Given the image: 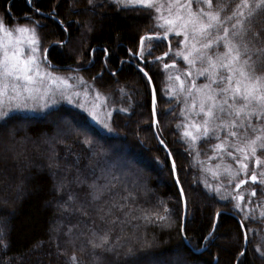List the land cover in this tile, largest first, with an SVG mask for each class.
Instances as JSON below:
<instances>
[{"label":"trees","instance_id":"trees-1","mask_svg":"<svg viewBox=\"0 0 264 264\" xmlns=\"http://www.w3.org/2000/svg\"><path fill=\"white\" fill-rule=\"evenodd\" d=\"M95 2L93 8L88 0H34L32 5L26 0H0V18L10 27L35 26L43 50L55 43L48 50L51 64L78 70L51 69L80 73L96 92L114 97L117 103L111 111L112 133L100 131L83 112L66 104L41 116L11 114L6 122L0 121V228L7 234V246H0V264H72V256L77 258V264H264V256L257 251H264V187L255 185L257 194L246 193L243 210L237 211L236 201L229 196L236 195L237 190L229 187L226 191L225 178L220 195L205 187V180L217 184L197 162L205 161L203 167L212 169L208 156L213 153L207 142L193 146L201 153L196 156L195 151L189 154L181 139L182 128H177L183 119L179 115L181 104L169 102L164 91L168 81L163 64L171 63L173 57L170 53L164 60L155 59L164 56L169 42L175 44L177 38L171 36L154 41L152 55L145 53L143 63L137 64L155 85L158 134L173 155L177 177L188 200L186 243L180 191L168 154L153 129L150 85L138 68L124 63L130 54L139 51L140 38L152 33V12L118 6L112 0ZM39 13L53 15L58 21ZM64 41L67 43L61 47ZM180 62L177 60V66L182 68ZM121 108L126 111L121 112ZM85 137L92 141L91 149L82 142ZM53 149L59 154L57 160L62 168L79 155V167L88 182L99 179L103 184L110 180L116 185L114 192L135 197L125 201L129 211H135L123 231L117 227L112 233L110 242L116 244L112 252L93 251L88 243L92 238L89 229L99 234L106 227L92 209L90 216L62 210L69 191L83 200L85 189L73 183L63 194L57 192L64 172L48 167ZM225 158L224 162H230ZM89 161L94 173L88 168ZM101 170L107 180L100 179ZM74 176V171L69 172L68 180ZM221 195L229 199H221ZM217 213L221 215L217 217ZM158 214L167 219L160 221ZM145 215L152 222L145 220ZM216 217V231L212 232ZM241 223L248 238L243 256ZM129 247L135 256L126 255Z\"/></svg>","mask_w":264,"mask_h":264},{"label":"snow or ice","instance_id":"snow-or-ice-1","mask_svg":"<svg viewBox=\"0 0 264 264\" xmlns=\"http://www.w3.org/2000/svg\"><path fill=\"white\" fill-rule=\"evenodd\" d=\"M112 2L125 8L138 6L152 12L153 31L140 38L139 51L134 54L141 59H145L146 42L147 54L152 55L154 41L168 40L170 35L182 37L177 41L175 50L169 42L168 51L164 56L155 58L164 60L170 53L175 57L171 63L163 64L165 70L176 69L167 75L165 95L169 102L174 100L182 105L179 115L183 119L177 124V128L183 129L181 139L187 145L189 154L195 151L196 156L201 155L193 146L200 141L207 142L213 153L208 156V160L219 158L220 163H217L213 170L203 167L205 161H197L202 166L201 170L210 171L212 177L217 180L221 175L225 176L229 185L236 181L237 194L229 196L232 201H236L234 208L242 211L244 195L239 192L240 188L249 180L252 184L264 185V0H112ZM26 3L32 5L34 0H26ZM88 4L96 7L95 0H88ZM257 24L262 26L257 28ZM13 31L21 36L28 34L27 55L24 54L22 46L24 41L13 36ZM0 32H6L8 36L7 42L0 40V121L6 122L14 111H46L51 106L49 100L55 104L54 98L57 93L65 96L67 90L72 88L69 84L71 78L54 75L48 70L50 64L44 66V62L47 61L46 49L43 50V59L37 56V53L41 52V40L35 26L17 25L14 30H9L3 18H0ZM66 43L67 41H64L60 46L63 47ZM179 59L187 65L186 69L177 67ZM139 71L151 84L148 72L142 67ZM77 79L80 84L86 83L82 78ZM201 80L202 82L197 83ZM73 95L80 97L79 92H74ZM67 98L71 103V96ZM106 99L102 93L97 92L94 100L101 103H78L77 107L111 131L108 122L111 112L106 113L105 119L101 120L97 111ZM152 105L155 126L159 121L156 119L157 100L154 88ZM120 111L124 112L126 109L121 108ZM170 111L175 115L174 108ZM82 142L91 149V140L85 137ZM160 143L163 144L162 139ZM68 151L71 153L70 146ZM58 155L53 149L48 156V167L64 172L61 182L56 186L57 192L63 194L69 184L73 183L78 188L85 189L83 200L76 193L69 191L67 200L61 205L62 210L90 216L89 209H92L106 227L99 234L89 229L92 238L88 243L93 251L112 252L116 247V244L110 242L112 233L117 227L123 231L124 225L130 222L135 211V209L129 211L130 205L125 201L130 198L134 200L135 197L131 193L121 196L114 192L116 185L107 180L103 170L100 179L107 180L106 183L101 184L99 179L88 182L87 176L79 167L81 164L79 155H76L71 163L64 164L63 168L61 162L57 160ZM225 156L230 157L238 167L234 168L232 164L225 163ZM249 162H254L253 169L249 168ZM88 168L94 173L91 161ZM72 171L75 172V176L69 181L68 173ZM172 171L174 174L177 171L174 160ZM241 174L246 178L237 179ZM179 183L177 178V184ZM204 184L217 195L221 194L219 185L209 184L206 180ZM256 194V190L251 189L250 195ZM180 196L183 208L187 212L188 200L185 198L183 188H180ZM229 196L221 195V199L227 200ZM216 215L219 217L221 214ZM261 217H264V211L261 212ZM143 218L152 222L149 215ZM247 218L246 216L245 219ZM158 219L163 221L167 217L158 214ZM216 227L214 223L212 232L216 231ZM241 227L244 225L241 224ZM6 240V232L0 228V246L6 247ZM257 251L264 256V251L259 248ZM126 255L133 257L136 253L129 247ZM240 255L243 256L244 253L241 252ZM70 259L72 264H77L75 256Z\"/></svg>","mask_w":264,"mask_h":264},{"label":"rangeland","instance_id":"rangeland-1","mask_svg":"<svg viewBox=\"0 0 264 264\" xmlns=\"http://www.w3.org/2000/svg\"><path fill=\"white\" fill-rule=\"evenodd\" d=\"M4 23H5L6 27H7V29H9V30H14L15 27L17 26L16 25L14 27H10L5 21H4ZM19 26H24V25H19ZM28 27H31V26H28ZM27 35L28 34H24L23 36H21V34L16 33L15 31H13V36L20 37L24 41V44L22 46L24 48V54L25 55L28 54V47H27V43H26V41H27ZM171 36L174 37V38H177V40L182 39V37H175L173 35H170L169 38ZM0 40H3L5 42H7L8 36H7V33L6 32H0ZM177 40H176L175 44L172 46L173 47V50H174V47H177ZM145 53H147V50H145ZM37 56L40 57L41 59H43V48L42 47H41V52H38L37 53ZM171 56H172V54H171ZM172 57H173V59H175L174 56H172ZM178 61L179 62L181 61L180 63H182V68H180V67L177 66L178 68H180V69H186L187 68V65L184 64V62H183L182 59H179ZM44 66L47 67L48 65H46L45 62H44ZM48 70L49 71H52L54 75H58V76L66 77V78H69L70 77L71 79H69V84L72 85V88H70V89L67 90V94L65 96H61V95H59V93H57V95L54 98L55 99V104H52L51 103V100H49V104L51 106L46 111L45 110H38V111L21 110V111H14L11 114H22V115L41 116V115H43L44 113H46L48 110H50L52 108H55V107H57V106H59L61 104H66V105H69L71 107H74L77 110L83 112L88 117V119L90 120V122L93 125H95L100 131H102L104 133H112V130L109 131L107 128L103 127L102 124H99L96 121L92 120V118L86 112L82 111L79 107H77V104L78 103H85V102H87L88 104H91L93 102L98 103V104L101 103L100 101H95L94 100L97 92L93 90L94 88L92 87V85L90 83H87L85 80H84L86 82L85 84H80L78 82V79L77 78H82L83 79V77H82V75L80 73H76V72H67V73H65L64 71H55V70H53L51 68H48ZM175 71H176V69H173V68H169V69L165 70V72L167 73V75L169 73L175 72ZM200 82H202V80L201 81H197V83H200ZM74 92H79L80 93V97L77 98V96L73 95ZM68 96H71V101H72L71 103H69V101H68V98H67ZM105 97H107V99L103 102V104L101 105V107L99 109H97V111L100 113V119L101 120L105 119V114L108 113V112H111L114 109V106L117 105L116 100L114 99V97H108V96H105ZM6 103H7V101H6ZM29 104H31V102H29ZM181 107H182V105H181ZM111 118H112V114H111V117H110V119L108 121L110 123L111 129H112ZM225 159L226 158H224V160ZM228 160H230V162H225V163H230L232 165H233V163H235L234 161L231 160L230 157H228ZM211 162H212L211 165L213 164L212 169L215 170V165L217 163H220V160H219V158H217L216 160H211ZM250 163H251V165H249V168L250 169H253L255 167L254 162H249V164ZM233 167H234V165H233ZM234 168H236V167H234ZM256 171H260V169H256ZM208 174H211V172L209 171ZM224 178H225V181L226 182H225V184L223 183V186L225 188L226 183H227V178L225 176H223V175H221V177H220L219 180L216 179L217 180V182H216L217 184L216 185H219V186H220V184L222 185V181H223ZM245 178L246 177H244L243 174H241V176L238 177L237 179H245ZM235 183H236V181H233V183L231 185H229L227 183L228 187L225 188L226 191L228 190L229 187L231 188V191H235L236 190L235 189ZM255 185L264 187V185L252 184L250 180L248 181V184H245L242 187L241 193L244 195V201H243V204L244 205H245V202H246V200H245L246 193H249L250 194L249 191H246L247 188H254ZM262 198H264V196ZM263 207H264V201L261 204V208H263ZM243 214H244V216H247V217L249 216L246 207H244Z\"/></svg>","mask_w":264,"mask_h":264},{"label":"water","instance_id":"water-1","mask_svg":"<svg viewBox=\"0 0 264 264\" xmlns=\"http://www.w3.org/2000/svg\"><path fill=\"white\" fill-rule=\"evenodd\" d=\"M43 16H46V17H52V18H54L53 17V15H48V14H45V13H41ZM55 20H57L58 21V19L57 18H54ZM53 45H55V43H53V44H51L46 50H47V61L45 62V64L46 65H51V67L50 68H53V69H61V70H69V69H72V70H78L77 68H75V67H70V66H59V65H54V64H51L50 63V60H49V58H48V50H49V48H51ZM94 52V51H93ZM136 68H140V66L138 65V64H136ZM81 70V69H80ZM150 76V75H149ZM146 79H147V81H148V78L146 77ZM148 83H149V81H148ZM150 85V90H151V95H152V99H153V88L155 89V94H156V100H157V93H156V88H155V85H154V83H153V81H152V79H151V84H149ZM152 111H153V105H152ZM156 111H157V105H156ZM156 119H157V116H156ZM158 120V119H157ZM157 125L158 124H156L155 126H154V121H153V129H154V133H155V135H156V137H157V139H158V141L160 142V140H161V137L159 136V134H158V130H157ZM161 145L164 147V149L166 150V152H167V154H168V157H169V159H170V161H171V165H172V162H173V160H174V158H173V155H172V153H171V151L168 149V147L166 146V144L163 142V144L161 143ZM169 152L171 153V156H169ZM174 174V173H173ZM174 177H175V181H176V183H177V171H176V173L174 174ZM177 187H178V189H179V191H180V188H182V186H181V184L179 183V184H177ZM185 223H186V212H185V210H184V217H183V235H184V228H185ZM215 224H217V217H216V223ZM242 224V223H241ZM243 228V231H244V250H243V253H244V251L247 249V247H248V238H247V234H246V230H245V228L244 227H242ZM210 237V236H209ZM246 237V238H245ZM184 239H185V241H186V243H188V241L186 240V238H185V235H184ZM202 250H200V251H197V252H201Z\"/></svg>","mask_w":264,"mask_h":264},{"label":"flooded vegetation","instance_id":"flooded-vegetation-1","mask_svg":"<svg viewBox=\"0 0 264 264\" xmlns=\"http://www.w3.org/2000/svg\"><path fill=\"white\" fill-rule=\"evenodd\" d=\"M137 62L143 63V60L139 56L134 54H130L129 58L124 60L125 64L132 65L134 67H136ZM122 65L123 63H120V66Z\"/></svg>","mask_w":264,"mask_h":264},{"label":"bare ground","instance_id":"bare-ground-1","mask_svg":"<svg viewBox=\"0 0 264 264\" xmlns=\"http://www.w3.org/2000/svg\"><path fill=\"white\" fill-rule=\"evenodd\" d=\"M40 15H42L41 13H39ZM43 16V15H42ZM46 17V16H45ZM57 70H61V69H57Z\"/></svg>","mask_w":264,"mask_h":264}]
</instances>
